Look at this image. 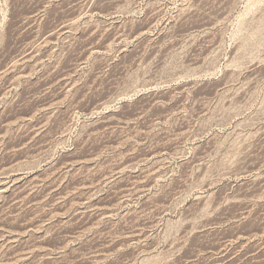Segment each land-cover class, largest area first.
<instances>
[{"label":"rangeland","instance_id":"obj_1","mask_svg":"<svg viewBox=\"0 0 264 264\" xmlns=\"http://www.w3.org/2000/svg\"><path fill=\"white\" fill-rule=\"evenodd\" d=\"M0 226V264H264V0H0Z\"/></svg>","mask_w":264,"mask_h":264},{"label":"bare ground","instance_id":"obj_2","mask_svg":"<svg viewBox=\"0 0 264 264\" xmlns=\"http://www.w3.org/2000/svg\"><path fill=\"white\" fill-rule=\"evenodd\" d=\"M31 11H32V10H31ZM32 13H33V12H32ZM87 13H88V12H87ZM26 14H27V13H26ZM26 14H25V15H26ZM75 16H76V15H75ZM26 26H27V25H26ZM51 28H53V27H51ZM58 32H59V31H58ZM54 35H55V34H54ZM51 38H52V37H51ZM48 39H49V38H48ZM26 40H27V39H26ZM26 53H27V52H26ZM21 59H22V58H21ZM17 60H18V59H17ZM17 60H16V61H17ZM2 71H3V70H2ZM5 71H6V70H5ZM9 78H10V77H9ZM2 176H3V175H2ZM0 227H1V226H0Z\"/></svg>","mask_w":264,"mask_h":264}]
</instances>
